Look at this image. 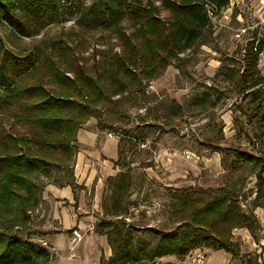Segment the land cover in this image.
I'll list each match as a JSON object with an SVG mask.
<instances>
[{"label":"trees","instance_id":"1","mask_svg":"<svg viewBox=\"0 0 264 264\" xmlns=\"http://www.w3.org/2000/svg\"><path fill=\"white\" fill-rule=\"evenodd\" d=\"M76 1L0 0V25L14 34L37 35L45 25L74 16L79 32L108 29L120 46L119 53L87 65L63 39H43L16 53L0 35V264H50L51 254L32 240L45 233L30 230V213L40 205L44 187L54 185L48 183L53 178L64 181L56 187L69 186L75 199L72 180L64 174L70 173L77 132L90 118L101 124L106 105L117 107L134 86L144 91V82L156 79L181 54L204 42L201 37L210 27L204 1L217 8L216 14L230 4V0ZM161 11L169 16L163 18ZM124 17L130 22L129 33L121 26ZM263 52L264 38L245 43L238 80L241 92L255 102L251 110L262 125L264 77L257 65ZM210 94L203 93L200 102L208 101ZM116 96L119 99L112 100ZM232 154L236 162L259 167L252 206L264 209V157L238 150ZM129 190L127 173H120L110 212L115 218L126 214L123 202ZM221 192L201 202L195 193L187 201L181 198L180 226L174 232L149 228L156 243L147 250L134 245L131 225L102 221L113 228L102 233L109 236L112 250L105 264H155L166 256L182 259L197 248L238 256L232 231H253L256 218L252 211H242L233 190ZM252 257L254 264H264L257 261L258 254Z\"/></svg>","mask_w":264,"mask_h":264},{"label":"rangeland","instance_id":"2","mask_svg":"<svg viewBox=\"0 0 264 264\" xmlns=\"http://www.w3.org/2000/svg\"><path fill=\"white\" fill-rule=\"evenodd\" d=\"M93 1L85 0L87 3ZM225 14L215 18L203 32L202 44L181 54L156 79L144 82V91L134 86L120 99L114 97V101L119 99L117 107H104L101 124L90 118L79 130L84 135L77 132L70 173L64 176H69L74 186L75 204L71 207L88 221L83 222L84 229L72 227L64 231L69 241L73 233L78 234V240L70 242L71 245L92 233L105 237L112 254L109 236L102 234L113 231L102 221H112L116 225H131L134 245L147 250L156 243L149 228L174 232L180 226L184 210L181 198L187 201L188 195L195 193L201 202L209 196L223 194L222 189L228 188L238 196L242 211H252L256 218L253 231H232L238 256L230 262L245 264L248 260L254 264L252 255L261 253L264 248V210L252 206L259 167L236 162L232 151L264 157V125L253 115L251 109L255 102L249 94L241 92L238 81L245 43L254 37L264 38V31L248 28L253 23L246 9L241 12L233 5ZM237 14L242 15L241 22L235 19ZM161 16L167 18L169 14L161 11ZM73 20L74 16L47 24L30 37L15 35L7 25L1 24L0 35L6 46L16 53L31 49L43 39H63L87 65L120 52L110 30L79 32ZM121 26L126 33L131 31L127 17L121 20ZM257 68L264 77V52L259 56ZM261 90L264 96V83ZM208 91L210 99L200 102L203 93ZM108 141V150L112 153L114 143L116 145V154L110 156L113 158L105 148ZM120 173H127L129 177V195L123 202L128 210L115 218L110 212ZM51 182L55 186L64 183L54 178L48 180ZM44 190L40 193V205L30 213V230L46 233L31 237L51 254L50 264H54L59 253L45 236L53 235L58 227L45 226V216H40L46 209L42 200ZM77 194H81L78 211ZM198 255L202 256L199 263L195 261ZM165 258L170 261L162 263L158 259L155 264H204L206 257L205 249L197 248L182 259ZM107 261L101 257L99 264Z\"/></svg>","mask_w":264,"mask_h":264},{"label":"crops","instance_id":"3","mask_svg":"<svg viewBox=\"0 0 264 264\" xmlns=\"http://www.w3.org/2000/svg\"><path fill=\"white\" fill-rule=\"evenodd\" d=\"M233 5L241 12L244 9L248 12V16L252 19L253 23L248 28L264 31V0H230L229 7L221 14L228 13ZM235 19L241 22L242 15L237 14ZM240 27L241 29L244 28H242V25ZM262 55L263 53L261 56ZM78 133L80 136L84 135L82 131ZM108 144L110 145L109 141L106 144L107 146L105 145V148L110 157L116 154V145L114 143L112 153L108 150ZM77 196L79 197L76 208L78 211L81 208V194H77ZM42 200L45 202L46 209L42 211L43 214L41 213L40 216L41 218L45 216V226L55 225L58 227L53 235L49 234L50 236H45L46 239L48 238V242L52 245L53 249L59 253L57 254L58 258L54 264H99L101 257L104 258V260L110 257L111 251L105 241V237L95 235L94 237L92 233H87L75 244L76 247L74 249L75 245H71L69 238L64 234V231L70 230L72 227L84 229L83 222L88 221L85 217H79L81 213H76L74 207H71V205L75 204V201L73 192L69 186L56 187L54 185H48L43 192ZM261 209L263 208H260V210ZM68 253H70L71 256H69ZM258 255V261L264 262V248ZM205 257L204 264H231L230 259L232 258L225 251H212L209 249H205ZM159 261L164 263L170 260L163 257L159 259Z\"/></svg>","mask_w":264,"mask_h":264},{"label":"built area","instance_id":"4","mask_svg":"<svg viewBox=\"0 0 264 264\" xmlns=\"http://www.w3.org/2000/svg\"><path fill=\"white\" fill-rule=\"evenodd\" d=\"M203 6H204V10L206 12V15H207L210 23L213 22V20L215 18L217 19L218 16L224 11V10L223 11H220L218 14H216L217 8L213 4H211V3L207 2V1H204L203 2ZM261 54H260V56H261ZM78 238H79L78 234L77 233H73L70 242L71 243H75L78 240ZM195 261L197 263L201 262L202 261V256L198 255V257L195 259Z\"/></svg>","mask_w":264,"mask_h":264}]
</instances>
